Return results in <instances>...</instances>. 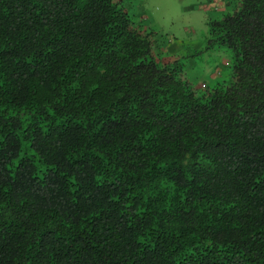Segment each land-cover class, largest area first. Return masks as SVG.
<instances>
[{
  "label": "trees",
  "instance_id": "1",
  "mask_svg": "<svg viewBox=\"0 0 264 264\" xmlns=\"http://www.w3.org/2000/svg\"><path fill=\"white\" fill-rule=\"evenodd\" d=\"M125 1L0 0V264H264V0L203 88Z\"/></svg>",
  "mask_w": 264,
  "mask_h": 264
},
{
  "label": "rangeland",
  "instance_id": "2",
  "mask_svg": "<svg viewBox=\"0 0 264 264\" xmlns=\"http://www.w3.org/2000/svg\"><path fill=\"white\" fill-rule=\"evenodd\" d=\"M229 0H126L135 23L152 31L153 52L164 59L179 58L189 79L197 86L221 78L226 57L204 49L207 21L231 8Z\"/></svg>",
  "mask_w": 264,
  "mask_h": 264
}]
</instances>
